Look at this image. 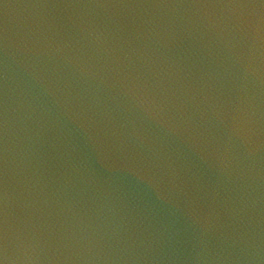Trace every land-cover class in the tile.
<instances>
[{
	"label": "water",
	"instance_id": "water-1",
	"mask_svg": "<svg viewBox=\"0 0 264 264\" xmlns=\"http://www.w3.org/2000/svg\"><path fill=\"white\" fill-rule=\"evenodd\" d=\"M0 264H264V0H0Z\"/></svg>",
	"mask_w": 264,
	"mask_h": 264
}]
</instances>
